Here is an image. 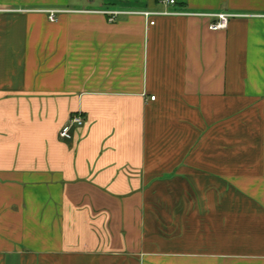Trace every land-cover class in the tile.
Returning a JSON list of instances; mask_svg holds the SVG:
<instances>
[{
  "label": "crops",
  "instance_id": "crops-1",
  "mask_svg": "<svg viewBox=\"0 0 264 264\" xmlns=\"http://www.w3.org/2000/svg\"><path fill=\"white\" fill-rule=\"evenodd\" d=\"M175 1L0 0V264H264V0Z\"/></svg>",
  "mask_w": 264,
  "mask_h": 264
},
{
  "label": "built area",
  "instance_id": "built-area-1",
  "mask_svg": "<svg viewBox=\"0 0 264 264\" xmlns=\"http://www.w3.org/2000/svg\"><path fill=\"white\" fill-rule=\"evenodd\" d=\"M162 3L165 6H173L176 4L175 0H162ZM49 20L50 22L54 23L57 22V11H49ZM119 13L117 12H109L108 15L111 16L110 22H114L115 17ZM147 21H149L150 26L155 25V21L153 19L158 15H165V16H172V15H185V16H193L198 18H211L214 21L210 24L209 29L213 32L224 31L228 29L229 22L231 18L235 17L234 15L219 13V14H180V13H169V12H152V11H145L140 13ZM155 100V97L152 98ZM85 125V119L83 115L79 112L71 116L70 121L67 126H65L61 133L60 137L64 140H71V131L74 128H82Z\"/></svg>",
  "mask_w": 264,
  "mask_h": 264
}]
</instances>
